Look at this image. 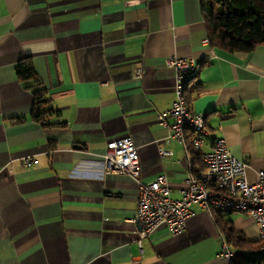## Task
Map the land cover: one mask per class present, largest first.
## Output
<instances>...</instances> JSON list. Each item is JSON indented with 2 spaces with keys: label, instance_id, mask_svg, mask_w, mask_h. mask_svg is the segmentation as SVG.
<instances>
[{
  "label": "crops",
  "instance_id": "0c3cea01",
  "mask_svg": "<svg viewBox=\"0 0 264 264\" xmlns=\"http://www.w3.org/2000/svg\"><path fill=\"white\" fill-rule=\"evenodd\" d=\"M208 38L201 0H0V264H228L218 212L199 204L180 234L162 225L141 247L131 222L138 183L105 172L107 142L127 134L141 179L166 175L173 198L182 196L190 165L201 168L202 156L170 140L157 119L175 100L176 71L166 58L178 56L200 65L185 98L205 114L209 140L225 138L257 181L264 45L229 52ZM25 59L34 78L17 74ZM38 89L53 111L42 120L32 115ZM160 147L172 155L161 157ZM25 156L36 162L24 166ZM220 215L249 243L232 247L236 258L259 255L255 219Z\"/></svg>",
  "mask_w": 264,
  "mask_h": 264
},
{
  "label": "built area",
  "instance_id": "2783aa9c",
  "mask_svg": "<svg viewBox=\"0 0 264 264\" xmlns=\"http://www.w3.org/2000/svg\"><path fill=\"white\" fill-rule=\"evenodd\" d=\"M166 66L176 71L175 100L171 108L157 114V119L170 130V140L178 141L186 149L189 142L201 151L203 168L190 165L182 196L173 198L166 175H159L149 182L141 179L140 155L130 134L107 142L105 172L127 174L138 183L137 211L131 222L138 227L139 245L142 247L143 239L162 225L168 228L171 235L180 234L194 214L193 205L199 204L212 216L219 211H237L252 216L259 225L263 241L259 254H264V169L258 171L257 181L250 182L246 176L245 161L232 153L225 138L217 137L211 142L205 114L190 109L185 91L199 74L198 61L193 57L170 56L166 58ZM136 72L140 76L142 69ZM159 154L168 157L172 151L160 147ZM35 162L33 156L22 158L26 167ZM234 253L224 239L221 256L228 264L233 261Z\"/></svg>",
  "mask_w": 264,
  "mask_h": 264
},
{
  "label": "trees",
  "instance_id": "16d2710c",
  "mask_svg": "<svg viewBox=\"0 0 264 264\" xmlns=\"http://www.w3.org/2000/svg\"><path fill=\"white\" fill-rule=\"evenodd\" d=\"M202 12L209 30V43L213 47L229 52L248 53L258 45H264V0H201ZM17 74L20 79H30L36 76L35 67L30 59L19 62ZM35 102L32 115L42 120L53 111L45 109L48 104L44 99V89L34 92ZM191 153L200 156V150L187 145ZM203 168V162H201ZM222 211L216 216V223L225 241L232 247L245 249L248 241L244 235L237 232L232 223L221 217ZM231 264H264V254L241 260L234 258Z\"/></svg>",
  "mask_w": 264,
  "mask_h": 264
}]
</instances>
